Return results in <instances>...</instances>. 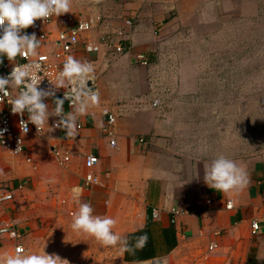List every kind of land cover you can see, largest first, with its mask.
Segmentation results:
<instances>
[{
	"label": "crops",
	"instance_id": "0c3cea01",
	"mask_svg": "<svg viewBox=\"0 0 264 264\" xmlns=\"http://www.w3.org/2000/svg\"><path fill=\"white\" fill-rule=\"evenodd\" d=\"M263 13L264 0H79L72 1L69 13L54 16L46 28L52 38L79 22L100 18L99 27L80 34L71 54L93 66L100 102L78 117L81 129L74 138L65 139L58 128L26 136L18 156L0 147V192L12 195L10 202L0 203V226L12 223L22 232L15 242L0 238V253H14L16 244L35 253L44 242L46 254L69 264H125L118 247L103 246L70 228L77 208L71 188L80 186L84 159L94 155L99 184L82 191L80 200L90 203L95 215L116 219L113 231L121 237L144 228L156 210L155 222L163 228L172 225L176 233L167 264H264V98L242 97L246 106L239 109V120L235 110L230 119V104L218 123L208 115L199 118L193 102L180 101L179 94L196 91L197 81L191 59L176 49L190 44L180 31L196 39L213 38L228 30L230 21L243 18L253 25ZM109 42L122 44L124 51L115 52ZM39 52L52 55L55 49L46 45ZM138 55L147 58L146 66L137 62ZM173 62L175 71L167 66ZM228 73L225 89L231 86L227 79L235 76L241 93L250 92L256 81L243 80L253 76L245 75V68ZM174 75L192 83L175 87L166 100L163 92L155 93L154 82ZM54 99L44 102L52 108ZM156 100L160 104L154 108ZM63 108L72 110L65 103ZM110 113L116 116L114 147L102 133ZM51 122L50 117L49 126ZM54 150L69 153L64 167L53 157ZM219 154L247 171L249 184L240 193L226 196L204 183V164ZM25 182L27 187L19 189ZM229 201L231 209H226ZM253 220L258 223L255 233ZM211 243L213 250L208 249Z\"/></svg>",
	"mask_w": 264,
	"mask_h": 264
},
{
	"label": "clouds",
	"instance_id": "9594fccd",
	"mask_svg": "<svg viewBox=\"0 0 264 264\" xmlns=\"http://www.w3.org/2000/svg\"><path fill=\"white\" fill-rule=\"evenodd\" d=\"M71 3L72 0H0V57H5L9 62L18 56L37 57L41 39H37L35 33H23L22 30L32 26L36 20L45 21L69 13ZM42 70L43 66L38 60L13 64L6 77L0 76V97L10 96V89L16 91L17 95L10 100V110L17 115L28 114L27 121L21 120L19 124L22 133H27V124L31 123L37 130L47 133L61 128L66 137L74 138L78 130V117L87 114L91 107L100 102L96 89L91 90L86 86V82L94 79L93 66L71 55L67 56L62 68L55 74L53 83H50V89L39 87L44 79ZM65 88L67 91H64L63 97L53 100L54 107L50 108L44 102L46 98L55 97L56 90ZM65 101L72 109L67 113L63 108ZM50 117L59 119L49 126ZM5 131L0 129V136ZM203 180L210 189L232 196L248 186L249 175L234 159L219 154L204 164ZM172 189L174 196L175 187L172 186ZM82 191L78 185L71 188L72 199L77 205L70 222L74 233L86 235L106 247H118L122 253H132L145 245L148 239L146 234L137 236L134 243L130 244L127 237L114 232L116 219L95 215L91 204L80 200ZM231 204L232 201H229V206ZM44 246L43 242L41 250L35 253L26 252L23 247H18L14 253H0V264H69L56 254H46ZM210 247L215 248V245Z\"/></svg>",
	"mask_w": 264,
	"mask_h": 264
},
{
	"label": "rangeland",
	"instance_id": "374dc122",
	"mask_svg": "<svg viewBox=\"0 0 264 264\" xmlns=\"http://www.w3.org/2000/svg\"><path fill=\"white\" fill-rule=\"evenodd\" d=\"M259 17V21L257 23L253 22V25L249 24L251 21L248 23L246 20L243 21V18L238 21H230L229 29L219 30L213 38L198 36L196 39V36L183 34L182 31L179 32V36L184 40L190 39V44L185 47L178 45L176 49L181 53L182 58L188 57L191 59L190 63L196 71L195 82L197 81L195 92L194 88L191 93L179 94V97H182L180 99L182 102L187 101L195 104L194 112L198 113L199 118H205L208 115L210 120L213 119L215 123H218L222 117V112H224V107L230 104V119H234L235 110V118L239 120L238 111L246 106L242 102V97L264 98V90H261L264 89V13L260 14ZM239 28L242 30L241 34ZM227 37L230 38V42ZM185 63L189 65L187 62ZM174 65V62L167 64L168 67L171 66L173 69ZM235 68H245L247 72L245 75L253 73L252 77L244 76L243 78L247 79L243 80L250 79L253 81V77H256V81L251 83L252 89L250 92L242 90L241 93L237 76L227 79V83L231 86L225 89L223 80L225 81V78L229 75L228 72ZM191 83V78H182L181 80L175 75L161 80L156 79V82H154L156 86L155 93L163 92L167 100L175 93V87L180 86V84L186 86ZM245 101L250 102L249 99H245ZM223 118L225 119V117Z\"/></svg>",
	"mask_w": 264,
	"mask_h": 264
},
{
	"label": "built area",
	"instance_id": "2783aa9c",
	"mask_svg": "<svg viewBox=\"0 0 264 264\" xmlns=\"http://www.w3.org/2000/svg\"><path fill=\"white\" fill-rule=\"evenodd\" d=\"M72 1H79V0H72ZM53 17L48 18L47 20H36L34 21V24L27 29H23V33H35L37 39H41V47L50 45L55 49V52L52 55H49L47 53L39 52V49L37 50L38 56L37 57H22L18 56L16 59L11 62L9 66H7L6 70L2 73H0V76H7L13 67V64L19 63H28L31 60H38L43 66V70L41 72V75L44 77V79L41 81L39 87L42 89H50L52 86L50 83H53L55 74L62 68L63 62L65 58L72 54L74 49L76 48L78 42H79V36L82 33L92 31L99 27L100 18L96 17L93 19H89L86 21H82L77 23L76 25L66 29L58 31L55 34V37L52 38L49 33L46 32L47 26L51 23L53 20ZM129 24V22H127ZM120 33V32H119ZM121 34V33H120ZM111 45L110 49L112 48L117 53H122L124 51V46L122 44L113 45L111 42H109ZM88 50L91 48L88 47ZM137 62L142 65L146 66L148 63L147 58L144 55H138L136 57ZM86 86L91 89L95 90L99 93L97 83L93 79V81L86 82ZM64 91H67V88L65 89H58L55 91V97H49L50 98H62ZM14 97L12 89H10V96L7 97H0V129H6L3 136H0V147L7 152L8 154L12 156H18L21 155L24 152L25 144L24 139L26 136L32 134L35 136H41L44 132V130H37L34 125L31 123L27 124L28 131L27 133H22L19 127L20 121L24 120L27 121L28 114L25 112L23 115H17L13 114L11 112V106H10V100ZM65 106L69 109L71 107L68 104V101H65ZM159 101H152L151 106L156 108L159 106ZM59 117H51V125L58 121ZM115 125H116V116L112 113L107 115L106 123L102 128L103 135L109 140V144L111 147L115 146ZM58 129V128H56ZM77 129H81V124H77ZM77 130V131H78ZM69 137L65 136V139H68ZM140 143H145L144 139L140 138L138 140ZM53 157H55L58 165L60 167H64L70 156L69 153L66 151H59L54 150L52 152ZM27 162H30V159L26 160ZM97 164V158L94 155H88L84 159V167L86 169V173L84 174L82 178V182L80 184V187L84 191H89L91 188L97 186L99 184V178L94 174L93 169ZM27 187V183H23L18 188L24 189ZM12 200L11 193L7 192H0V203L10 202ZM226 209H231V206H229V203L226 205ZM170 213L177 214L178 211L175 209H171ZM148 221L152 220L155 221L158 219V211L153 210L148 216ZM252 233H255L258 229V223L253 220L250 223ZM0 229H6V231H0V238H6L12 241H17L22 237V232H20L12 223H6L2 226H0ZM15 235H12V234ZM214 243H211L213 245ZM210 245V246H211ZM215 245V244H214ZM209 246V250H213L214 248ZM18 247H23L21 244L14 245L13 251ZM24 248V247H23ZM216 248V245H215ZM125 264H167L165 257H156L152 258L146 261L142 262H136V263H126Z\"/></svg>",
	"mask_w": 264,
	"mask_h": 264
},
{
	"label": "trees",
	"instance_id": "16d2710c",
	"mask_svg": "<svg viewBox=\"0 0 264 264\" xmlns=\"http://www.w3.org/2000/svg\"><path fill=\"white\" fill-rule=\"evenodd\" d=\"M16 59V58H15ZM8 60L0 57V73L7 68ZM146 234L148 239L142 248L136 249L132 253L123 252L126 263H136L146 261L156 257H165L176 246V233L172 225L163 228L155 221H148L144 228L128 234L129 243H134L135 238Z\"/></svg>",
	"mask_w": 264,
	"mask_h": 264
},
{
	"label": "water",
	"instance_id": "95a60500",
	"mask_svg": "<svg viewBox=\"0 0 264 264\" xmlns=\"http://www.w3.org/2000/svg\"><path fill=\"white\" fill-rule=\"evenodd\" d=\"M20 88L22 89V88H23V86L21 85V86H20Z\"/></svg>",
	"mask_w": 264,
	"mask_h": 264
}]
</instances>
